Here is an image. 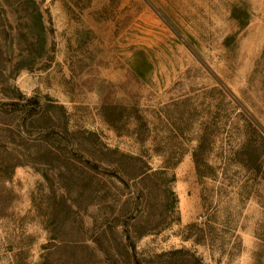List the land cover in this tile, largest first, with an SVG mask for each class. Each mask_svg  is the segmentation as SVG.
Listing matches in <instances>:
<instances>
[{"label":"rangeland","instance_id":"374dc122","mask_svg":"<svg viewBox=\"0 0 264 264\" xmlns=\"http://www.w3.org/2000/svg\"><path fill=\"white\" fill-rule=\"evenodd\" d=\"M0 264H264V0H0Z\"/></svg>","mask_w":264,"mask_h":264}]
</instances>
